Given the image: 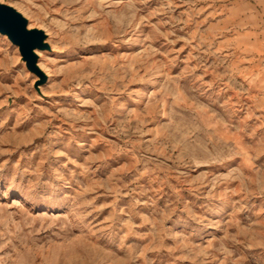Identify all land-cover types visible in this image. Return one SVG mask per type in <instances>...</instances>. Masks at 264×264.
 <instances>
[{
    "label": "rangeland",
    "instance_id": "374dc122",
    "mask_svg": "<svg viewBox=\"0 0 264 264\" xmlns=\"http://www.w3.org/2000/svg\"><path fill=\"white\" fill-rule=\"evenodd\" d=\"M0 2V264H264V0Z\"/></svg>",
    "mask_w": 264,
    "mask_h": 264
},
{
    "label": "water",
    "instance_id": "95a60500",
    "mask_svg": "<svg viewBox=\"0 0 264 264\" xmlns=\"http://www.w3.org/2000/svg\"><path fill=\"white\" fill-rule=\"evenodd\" d=\"M0 32L7 34L15 45L20 46L21 54L26 60L28 68L32 72L40 74L35 67L36 58L33 51L37 47L45 48L43 33L28 31L26 21L21 15L4 5H0ZM42 79L44 80V76Z\"/></svg>",
    "mask_w": 264,
    "mask_h": 264
},
{
    "label": "bare ground",
    "instance_id": "6f19581e",
    "mask_svg": "<svg viewBox=\"0 0 264 264\" xmlns=\"http://www.w3.org/2000/svg\"><path fill=\"white\" fill-rule=\"evenodd\" d=\"M0 5H4L7 6L11 9H13L15 12H17L19 15H21V17L26 21V26H27V30L28 31H37V32H41L44 35V41L43 44L45 46V48H35L33 51V54L36 58V63H35V67L38 69V71L40 72V74H37L35 72H33V74L35 75V81L34 84H38L40 82H42V84H38V88L36 89L38 92V95H42V96H46V93L44 92V86L45 84H49L50 79H51V75L47 72V70L42 66L41 61L43 60V57L45 56L44 54H53L56 52L55 48L52 46L51 44V36L48 35L43 29H40L37 27L36 24L32 23V21H29L27 19V17L25 16V14L21 13L19 10H17L16 8L6 5L2 2H0ZM0 36L3 37L5 40H7L10 44H12L14 46V48L17 50L18 54H21V49L20 46L15 45L10 37L7 34H3L0 32ZM22 56V54L20 55ZM23 57V56H22ZM26 67H27V62L24 59L23 62ZM44 76V80L42 79V76Z\"/></svg>",
    "mask_w": 264,
    "mask_h": 264
}]
</instances>
